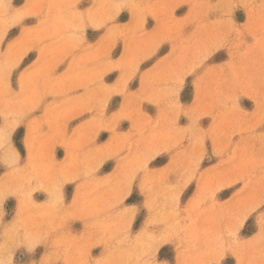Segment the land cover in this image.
<instances>
[{"label":"clouds","instance_id":"clouds-1","mask_svg":"<svg viewBox=\"0 0 264 264\" xmlns=\"http://www.w3.org/2000/svg\"><path fill=\"white\" fill-rule=\"evenodd\" d=\"M0 264H264V0H0Z\"/></svg>","mask_w":264,"mask_h":264},{"label":"rangeland","instance_id":"rangeland-1","mask_svg":"<svg viewBox=\"0 0 264 264\" xmlns=\"http://www.w3.org/2000/svg\"><path fill=\"white\" fill-rule=\"evenodd\" d=\"M238 17H239L241 20L243 19V16H242L241 13H238ZM123 18H126V17H122V19H123ZM108 79H109V82H110L111 79H112V77H109ZM246 103H247V102H246ZM182 123H183V121H182ZM124 127H125V129H126V128H127V125L125 124ZM163 162H164L163 160H158V161H157V163H163ZM110 166H111V165L106 166V170H107V168L110 167ZM189 191H191V189H190ZM134 198H135V197H134Z\"/></svg>","mask_w":264,"mask_h":264}]
</instances>
